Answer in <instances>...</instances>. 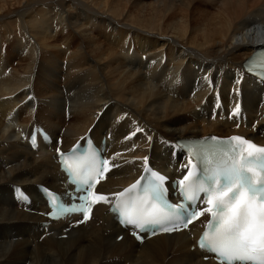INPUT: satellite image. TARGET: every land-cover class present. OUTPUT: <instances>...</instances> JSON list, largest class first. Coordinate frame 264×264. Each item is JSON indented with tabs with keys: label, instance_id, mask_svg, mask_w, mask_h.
I'll return each instance as SVG.
<instances>
[{
	"label": "bare ground",
	"instance_id": "obj_1",
	"mask_svg": "<svg viewBox=\"0 0 264 264\" xmlns=\"http://www.w3.org/2000/svg\"><path fill=\"white\" fill-rule=\"evenodd\" d=\"M263 42L264 0H0V264H218L197 247L204 219L118 242L106 205L43 227L14 188L44 208L37 186L65 187L54 150L87 133L107 136L111 197L148 163L183 174L180 138L264 143V83L242 67ZM35 126L53 142L29 146Z\"/></svg>",
	"mask_w": 264,
	"mask_h": 264
},
{
	"label": "snow or ice",
	"instance_id": "obj_2",
	"mask_svg": "<svg viewBox=\"0 0 264 264\" xmlns=\"http://www.w3.org/2000/svg\"><path fill=\"white\" fill-rule=\"evenodd\" d=\"M219 143L228 147H213L211 158H208V149H202L205 153L204 160L209 165L208 183L193 180L196 175L194 171H189L180 182L184 185L185 198L195 199L199 192L207 196L205 203L208 206L203 211L191 213V219H197L205 213L211 215L207 225L209 230L203 233L199 241L200 246L216 254L220 264H264V147H258L239 136ZM196 154L199 155V152ZM64 164L70 170L73 169V166L68 164L67 157ZM103 164L107 165L108 162L104 161ZM107 170L106 167L93 165L80 177V182L87 186L84 189L86 194L77 196L81 203L61 207L56 204L54 198V211L50 215L83 211L84 202L88 201L89 197L92 198V203L108 202L107 196L89 191L95 188L94 177L102 176ZM146 171L150 172V169ZM150 174L154 179L143 186L144 195L137 198L136 206L129 209L127 205L117 204L116 207L121 211L123 222L126 224L141 230L147 225H159L165 232L173 231V228L166 227L165 224L179 218L175 215L176 209L167 205L172 208V211L168 212L154 202L163 203L162 184L165 178L154 172ZM140 183L137 181L124 192L116 194L117 199L131 193ZM179 207L182 208L183 205ZM85 218L87 219V214ZM187 220L188 217H185V226Z\"/></svg>",
	"mask_w": 264,
	"mask_h": 264
},
{
	"label": "rangeland",
	"instance_id": "obj_3",
	"mask_svg": "<svg viewBox=\"0 0 264 264\" xmlns=\"http://www.w3.org/2000/svg\"><path fill=\"white\" fill-rule=\"evenodd\" d=\"M117 241V240H116ZM118 242H120V241H118Z\"/></svg>",
	"mask_w": 264,
	"mask_h": 264
}]
</instances>
